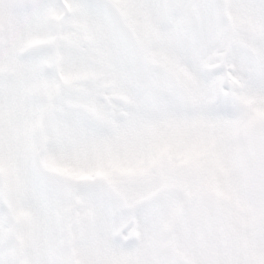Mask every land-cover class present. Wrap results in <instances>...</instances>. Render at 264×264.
<instances>
[{"label":"snow or ice","instance_id":"obj_1","mask_svg":"<svg viewBox=\"0 0 264 264\" xmlns=\"http://www.w3.org/2000/svg\"><path fill=\"white\" fill-rule=\"evenodd\" d=\"M0 264H264V0H0Z\"/></svg>","mask_w":264,"mask_h":264}]
</instances>
